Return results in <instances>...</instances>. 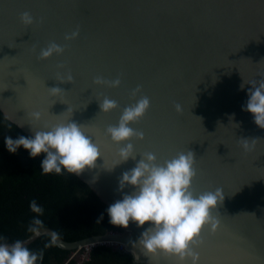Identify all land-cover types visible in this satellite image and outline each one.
I'll return each mask as SVG.
<instances>
[{
	"label": "water",
	"instance_id": "1",
	"mask_svg": "<svg viewBox=\"0 0 264 264\" xmlns=\"http://www.w3.org/2000/svg\"><path fill=\"white\" fill-rule=\"evenodd\" d=\"M25 11L34 18L30 25L20 20ZM77 29L76 37L65 39ZM53 41L63 52L40 58V49ZM69 73L72 79L61 82ZM261 76L264 0H0V111L27 135L29 114L37 110L42 119L34 127L69 116L84 125L104 161L98 157L93 169L76 176L109 205L132 190H118V180L135 161L111 168L119 145L105 128L125 105L147 96L150 107L131 125L144 133L132 138L136 152L153 151L163 160L190 149L193 190L224 192L212 213L216 229L205 224L191 245L199 264H264V128L241 108L248 82ZM96 77L119 78L120 84H98ZM52 86L64 91L53 96ZM105 96L118 107L100 111ZM240 138H255L254 147L245 151ZM148 223L130 221L122 232L75 243L60 237L58 246L78 250L117 241L140 264H179L174 255L145 256L128 243Z\"/></svg>",
	"mask_w": 264,
	"mask_h": 264
},
{
	"label": "clouds",
	"instance_id": "2",
	"mask_svg": "<svg viewBox=\"0 0 264 264\" xmlns=\"http://www.w3.org/2000/svg\"><path fill=\"white\" fill-rule=\"evenodd\" d=\"M20 20L30 25L34 18L25 11L20 14ZM77 35L78 29L66 34L65 39H72ZM63 50L62 45L53 41L40 49L39 56L48 58L53 54H61ZM71 79L69 73L61 82ZM95 82L113 87L120 84L119 78L108 81L96 77ZM248 83L252 87L247 90L248 98L241 108L252 114L256 125L264 128V76ZM243 86L241 84V88ZM47 88L53 96L64 91L58 86ZM138 91L139 86L132 90V95L136 96ZM117 107V101L108 96L99 101L100 111L108 112ZM149 107L150 99L140 96L122 108L115 124H109L105 128V133L111 141L119 145L117 159L111 168L129 158L135 161V165L122 172L118 180V190L126 186H132V190L122 192L120 199L107 206L105 211L108 221L122 228H127L130 221L137 227L150 222L143 227L136 239H129L128 243L133 249L138 248L145 256L158 253L174 255L179 264H186L189 258L190 264H199V254L191 245L205 224L212 230L216 229L219 221L212 213L222 203L224 192L219 187L201 192L193 190L192 180L196 176L195 154L190 149L179 151L163 160H159L153 151L136 152L132 138L143 139L144 133L131 125L139 120ZM175 107L177 111L181 110L179 104ZM29 116L30 122L27 124L31 134H20L16 138L5 136L4 145L10 153H16L23 147L28 151L29 157L43 154L40 161L42 173L67 172L80 175L85 169H93L97 158L103 157L95 136L86 131L84 125L71 120L70 116L55 123L46 122L40 127H34V122L42 119V113L37 110ZM18 126L23 127L24 124ZM255 140L240 138V143L245 151H250ZM137 154L140 156L139 160H136ZM29 208L36 215L28 223L27 231L33 236L46 235L48 239L45 247L59 245L60 233L55 230L45 231V224L41 219L43 206L32 199ZM103 218L102 212L97 217L96 224H100ZM42 260L43 249L30 248L26 239L17 238L9 243L6 237L0 234V264H40Z\"/></svg>",
	"mask_w": 264,
	"mask_h": 264
},
{
	"label": "trees",
	"instance_id": "3",
	"mask_svg": "<svg viewBox=\"0 0 264 264\" xmlns=\"http://www.w3.org/2000/svg\"><path fill=\"white\" fill-rule=\"evenodd\" d=\"M20 134L27 136L0 111V234L9 243L32 235L27 231L28 223L36 215L29 208L32 199L44 208L41 219L45 228L59 232L68 243L124 230L109 223L105 211L108 205L81 178L67 172L42 173L40 161L43 154L29 157L23 147L16 153L8 152L4 137L16 138ZM102 212L104 218L96 224ZM47 239L46 235H41L28 244L34 250L43 249L40 264H140L132 254L106 245L95 247L88 261L78 263L73 259L68 262L75 250L58 245L45 247Z\"/></svg>",
	"mask_w": 264,
	"mask_h": 264
},
{
	"label": "built area",
	"instance_id": "4",
	"mask_svg": "<svg viewBox=\"0 0 264 264\" xmlns=\"http://www.w3.org/2000/svg\"><path fill=\"white\" fill-rule=\"evenodd\" d=\"M113 242H115V241L97 242V243H91V244L84 245L80 249L75 250V252L69 258L68 262L70 260H73V259H75L76 262H78V263L88 261L90 259L91 251L99 245H106V246H110L112 248H119V250H123V251L126 249V247L123 244L118 243V242H117V244H114Z\"/></svg>",
	"mask_w": 264,
	"mask_h": 264
},
{
	"label": "bare ground",
	"instance_id": "5",
	"mask_svg": "<svg viewBox=\"0 0 264 264\" xmlns=\"http://www.w3.org/2000/svg\"><path fill=\"white\" fill-rule=\"evenodd\" d=\"M114 244H117V241L113 242Z\"/></svg>",
	"mask_w": 264,
	"mask_h": 264
},
{
	"label": "rangeland",
	"instance_id": "6",
	"mask_svg": "<svg viewBox=\"0 0 264 264\" xmlns=\"http://www.w3.org/2000/svg\"><path fill=\"white\" fill-rule=\"evenodd\" d=\"M79 255V254H78Z\"/></svg>",
	"mask_w": 264,
	"mask_h": 264
}]
</instances>
